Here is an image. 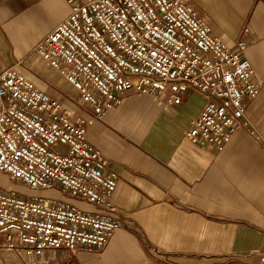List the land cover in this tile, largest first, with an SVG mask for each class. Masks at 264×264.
<instances>
[{
	"label": "built area",
	"instance_id": "2783aa9c",
	"mask_svg": "<svg viewBox=\"0 0 264 264\" xmlns=\"http://www.w3.org/2000/svg\"><path fill=\"white\" fill-rule=\"evenodd\" d=\"M67 1L68 15L31 53L74 87L92 118L102 119L130 89L159 101L167 93L164 105L192 90L203 101L185 129L189 140L221 148L248 125L246 101L263 83L241 33L233 43L222 40L185 0ZM21 63L0 68V171L30 188L60 187L110 207L120 174L89 142L91 120L38 86ZM123 224L53 194L0 184V252L22 250L24 264H69L59 256L62 247L74 256L80 248H101Z\"/></svg>",
	"mask_w": 264,
	"mask_h": 264
},
{
	"label": "crops",
	"instance_id": "0c3cea01",
	"mask_svg": "<svg viewBox=\"0 0 264 264\" xmlns=\"http://www.w3.org/2000/svg\"><path fill=\"white\" fill-rule=\"evenodd\" d=\"M185 1L214 35L231 43L241 33L247 40L245 54L263 83L246 101L249 123L216 148L184 136L202 105L199 93L186 90L181 102L160 106L152 95L127 90L87 132L120 174L111 206L60 196L125 223L101 248H80L74 256L62 247L59 256L69 264H264V0ZM70 9L67 0H0V61L27 59ZM131 107L146 114L136 148L111 128Z\"/></svg>",
	"mask_w": 264,
	"mask_h": 264
},
{
	"label": "rangeland",
	"instance_id": "374dc122",
	"mask_svg": "<svg viewBox=\"0 0 264 264\" xmlns=\"http://www.w3.org/2000/svg\"><path fill=\"white\" fill-rule=\"evenodd\" d=\"M233 42L234 41H232L231 43ZM20 60H22V63L17 65V67L21 71H23L29 78H31L38 86L47 89L51 95L60 98L63 101V103H65L70 107V109L72 110L75 116L81 113L91 121L92 119H94L92 118L91 115L83 111V108L76 101L78 92L74 89V87L70 83H68L56 70L52 69L45 61H43L38 54L31 53L29 54L27 59H20ZM14 61L5 60L0 62L2 63L3 66V65L11 64ZM43 76H47L48 79H46ZM142 95H148V94H139L138 96H142ZM155 98H157V101L160 104V106H165L161 99H160L161 101H159L158 97ZM116 108L117 107L113 108L114 113L116 111ZM137 108H141V107H134V108L131 107L125 113H122L120 115L118 114L119 118L114 124L115 128L111 127L119 136L128 137L126 139L129 143H132L133 148L140 147L141 138L145 132V127L147 126L145 122L146 114L142 112L140 109L137 110ZM128 142H127V148L130 145ZM59 148L64 149V147H59ZM0 184L2 186L7 185L14 187L20 192H27L29 194H36V193L53 194V195L57 194V196L60 197L63 191L66 192L65 190H61L60 187L39 188V189L30 188L26 186L24 183L10 178L3 171H0ZM122 220L124 221V219ZM19 251L5 250L0 252V264H24L26 259L23 255L22 250Z\"/></svg>",
	"mask_w": 264,
	"mask_h": 264
}]
</instances>
